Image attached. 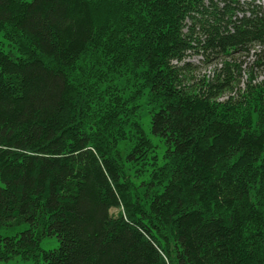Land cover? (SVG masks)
I'll list each match as a JSON object with an SVG mask.
<instances>
[{"label": "trees", "instance_id": "obj_1", "mask_svg": "<svg viewBox=\"0 0 264 264\" xmlns=\"http://www.w3.org/2000/svg\"><path fill=\"white\" fill-rule=\"evenodd\" d=\"M230 1L0 0V264H264V87L189 78Z\"/></svg>", "mask_w": 264, "mask_h": 264}, {"label": "rangeland", "instance_id": "obj_2", "mask_svg": "<svg viewBox=\"0 0 264 264\" xmlns=\"http://www.w3.org/2000/svg\"><path fill=\"white\" fill-rule=\"evenodd\" d=\"M227 1L231 2L230 0ZM242 1L244 2L245 0ZM254 1L264 7V0ZM243 2H241V4H243ZM235 9L238 10L239 7L235 6ZM186 30L187 29L184 31ZM197 31V35L200 40H204L203 38L207 37V34L204 32L199 34V29H197ZM246 48L247 47L244 49L237 48L230 57L222 59L213 58L212 60L207 58L208 53L205 54V50H202L201 48L197 51L188 50L186 52L189 58L187 61L199 66L198 69L189 72V78H194L191 83L195 84L196 82L203 80L204 77L208 78V81H213L217 76L222 74L225 64L231 63L234 66L231 69V74H233L232 76L235 79L234 84L236 85L234 86L233 91H227L225 95L220 98V100H225L230 95L237 96L239 90H243L246 87V84L251 77H253L255 85L262 84V87H264V44H254L245 50ZM257 56H259V58L261 56V60H258ZM206 60H209V62L207 63ZM235 65H237V67H235ZM114 211L115 210H113V212ZM56 246L57 243L55 246H51L49 244L47 245L48 248H54Z\"/></svg>", "mask_w": 264, "mask_h": 264}]
</instances>
